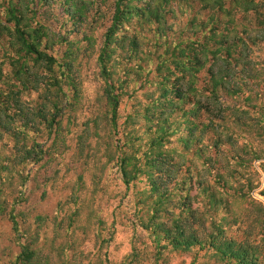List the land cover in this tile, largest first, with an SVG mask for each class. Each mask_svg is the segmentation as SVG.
<instances>
[{"label": "trees", "instance_id": "trees-1", "mask_svg": "<svg viewBox=\"0 0 264 264\" xmlns=\"http://www.w3.org/2000/svg\"><path fill=\"white\" fill-rule=\"evenodd\" d=\"M57 1L0 0V133L6 129L19 143L14 155L0 154V213L5 184L13 183L16 172L21 186L31 179L17 167L43 165L51 150L45 143L70 133L73 123L78 126L75 114L83 106V89L76 63L80 47L73 46L81 39L50 33L40 10ZM59 1L89 49L99 39L95 30H104L97 51L98 114L83 123L76 155L85 164L101 163L106 157L102 172L113 164L126 187L125 196L133 190L132 250L121 264H159L168 250L191 254L193 263L204 252L215 264H264V204L250 196L244 213L234 212L235 203L259 186L250 177L242 184L231 183V178L238 179L236 172L242 176L231 167L232 161L245 167L249 159L238 151L228 155L227 171L221 172L210 166L216 161L204 149V139L213 132L217 138L207 148L232 143L238 130L264 134V102H257L264 95L258 88L264 68L251 58V48L264 42V0ZM255 13L258 35L252 34L248 20ZM179 15L187 17L184 25L177 21ZM57 44H69L62 55ZM5 65L13 76L5 74ZM26 90H42L43 95L26 104L21 96ZM246 91L244 101L254 110L249 115L245 109L247 120L225 105L227 98L239 100ZM125 101L131 102L130 109L122 113ZM242 151L254 160L264 158V149L252 145ZM190 152L209 164H204V179L196 182L191 174L182 175L180 166L179 159ZM144 179L145 189H138ZM83 188L84 184L76 187L59 206L62 218L56 231L71 235L62 245L66 259L70 241L77 250V230L87 234L93 225L106 230L93 207L99 181L90 199L79 193ZM260 193L264 197V188ZM196 201L204 206L203 214L194 207ZM9 216L22 236L18 214L12 209ZM234 225L237 233L229 235ZM108 232L102 247L112 241L114 231ZM35 255L36 250L24 243L14 263L34 264Z\"/></svg>", "mask_w": 264, "mask_h": 264}, {"label": "rangeland", "instance_id": "rangeland-1", "mask_svg": "<svg viewBox=\"0 0 264 264\" xmlns=\"http://www.w3.org/2000/svg\"><path fill=\"white\" fill-rule=\"evenodd\" d=\"M42 16L45 24L48 25L50 33L66 35L69 40L81 39L77 45L80 47L77 65L82 79L83 89V106L75 114V119L78 126L71 125V132L64 134L55 142L49 140L45 143L46 149H51L49 155L43 160L44 164H28L27 166L20 165L17 168H23L31 179L25 186H21L20 175L16 172L13 183L5 184L4 196L6 198L4 211L0 213V264H15L16 256L21 252V245L29 243L33 249L36 250L34 264H107L108 259L113 264H121L125 256L132 250V236L134 234L133 223L135 220L134 214V196L131 189L128 196H125L126 187L119 178L113 164L107 165L104 172H102V163L106 162L107 158L103 157L102 162L90 161L85 164L84 160H79L77 153L78 135L82 129L85 128L83 123L91 117L98 114L99 104L97 97L101 92V82L97 79V51L100 45L103 28L95 30L94 34L98 39L94 49H89L88 42L82 40V34H77L74 31L72 21H69V15L65 10L64 2L59 0L51 7L41 8ZM263 13L261 17L264 18V7L260 9ZM41 15V14H40ZM242 13L237 15L238 24L241 23ZM253 32V35L260 33L257 28L258 15L250 14L248 17ZM187 17L179 15L178 22L185 24ZM241 28V27H239ZM91 34L92 32H88ZM69 44H57L56 47L60 53L63 54ZM4 49V48H3ZM2 48L0 46V62L2 61ZM251 58L259 66L264 68V42H259L258 45L251 48ZM5 74L13 76L12 68L5 65ZM18 85V84H17ZM264 92V74L260 80L258 87ZM21 90L23 87L20 88ZM43 95V91L26 90L21 94L23 102L34 103ZM249 95V91L244 92L239 99H226L230 109H237L240 115L247 120L245 109H248L249 115H254V110L248 108V104L244 98ZM41 100V98H40ZM264 102V95L257 102ZM130 101H125L122 105V113H127L130 109ZM66 124V120L64 121ZM0 133V154L11 156L15 154V147L19 143L11 140L6 129L2 128ZM261 132V130H260ZM104 131H102V134ZM224 135V134H223ZM225 136V135H224ZM217 134L211 133V138L208 136L204 139V149L207 151L206 155L211 156L213 161H216L212 168H220L221 172L227 171L225 167L228 155H232L237 151L249 159L245 167H239L232 163L231 167L236 168L242 173V176L236 172L238 179L231 178V183L237 185V181L241 180V184L250 177L253 183L259 186L255 188L247 196L245 200H239L234 205L235 214L244 213L245 208L249 206L250 196L255 200L264 204V197L261 191L264 188V158L254 160L253 155H246L242 151L244 147L252 145L264 149V134L256 132L247 133L237 131L232 143H227L219 148L208 145L213 144ZM226 138V137H225ZM46 139L41 138L40 141ZM64 142H63V141ZM103 151V150H102ZM102 153V152H101ZM180 166L182 165V175H189L193 177V182L198 178L204 179L207 174L206 167L209 165L204 157H199L196 153H188L185 158L179 159ZM98 163V164H97ZM95 164V165H94ZM206 164V165H204ZM215 171V170H214ZM215 172L213 173L214 177ZM37 177V180L34 179ZM212 176L210 179L212 181ZM209 178V177H208ZM215 178V177H214ZM99 181L101 190L95 195L93 207L96 209L100 219L104 220L106 230L100 229L97 225L91 226V230L85 234L82 230H77L73 235L74 239L78 241L77 250L74 251L72 242L67 245L66 255L62 254V245L66 239L71 237L65 230L56 231V224H59L62 218L60 203H65L68 198L75 191L76 187L84 184L81 193L82 197L90 199L92 197V189L94 182ZM146 180L144 179L137 184L138 189H145ZM248 190V188H245ZM193 195L196 194L194 190ZM21 202H19V200ZM200 199V198H199ZM195 208H199L200 214L204 213V206L198 201L194 203ZM13 211L18 214L20 228L22 229V236L14 230L13 223L10 219L9 212ZM65 209H69L68 206ZM74 209V208H70ZM40 216L47 218L40 219ZM56 220L54 221V217ZM85 216V215H84ZM108 229L113 230V238L108 247L101 246L102 237H109ZM237 225L232 226L229 235L235 236ZM101 234V235H100ZM149 243V239L145 238ZM145 247V246H143ZM150 249V248H149ZM76 253L77 260L74 259ZM193 256L191 254L179 253L173 251H166L164 259L159 264H215L204 257V252H201L196 263H193ZM211 262V263H210ZM153 262H144V264H152Z\"/></svg>", "mask_w": 264, "mask_h": 264}]
</instances>
